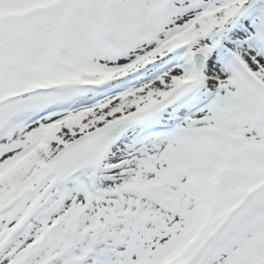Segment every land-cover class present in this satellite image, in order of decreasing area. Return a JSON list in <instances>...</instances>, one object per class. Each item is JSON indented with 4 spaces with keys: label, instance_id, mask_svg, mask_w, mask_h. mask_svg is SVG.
Instances as JSON below:
<instances>
[{
    "label": "snow or ice",
    "instance_id": "1",
    "mask_svg": "<svg viewBox=\"0 0 264 264\" xmlns=\"http://www.w3.org/2000/svg\"><path fill=\"white\" fill-rule=\"evenodd\" d=\"M0 264H264V0H0Z\"/></svg>",
    "mask_w": 264,
    "mask_h": 264
}]
</instances>
